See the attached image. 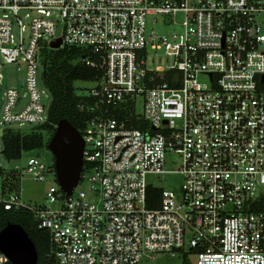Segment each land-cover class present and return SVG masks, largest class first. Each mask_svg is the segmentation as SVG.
Segmentation results:
<instances>
[{
    "label": "built area",
    "instance_id": "2783aa9c",
    "mask_svg": "<svg viewBox=\"0 0 264 264\" xmlns=\"http://www.w3.org/2000/svg\"><path fill=\"white\" fill-rule=\"evenodd\" d=\"M159 19L179 30L159 35ZM59 38L101 71L83 94L95 104L82 176L68 194L35 156L26 172L55 178L46 202L14 193L5 208L35 213L60 264L161 253L264 264V0H0V85L5 64L24 61L28 97L18 109L19 91H4L2 124L48 122L41 54ZM161 50L172 63H157ZM172 155L180 164L167 169ZM168 173L181 176L179 193L147 182ZM150 188L161 190L155 207ZM0 264H12L1 251Z\"/></svg>",
    "mask_w": 264,
    "mask_h": 264
},
{
    "label": "trees",
    "instance_id": "16d2710c",
    "mask_svg": "<svg viewBox=\"0 0 264 264\" xmlns=\"http://www.w3.org/2000/svg\"><path fill=\"white\" fill-rule=\"evenodd\" d=\"M86 55L85 49L67 44L57 49L51 47L43 49L42 79L52 95L48 122L36 125L28 131L5 129L2 135L3 153L8 160L20 159L26 152L47 147L57 124L62 119L69 120L81 133L84 132L94 113L92 106L95 104V98L78 94L74 82L91 81L101 76V71L86 63L84 59ZM21 174L17 169L7 170L0 165V179H3L0 200L14 194ZM160 193V189H149L150 207L158 205ZM9 222L18 223L27 231L37 248L38 264H60L55 257L49 232L39 228V220L32 210L24 206L6 209L4 203L0 202V230ZM190 254H184L182 264H193L189 258Z\"/></svg>",
    "mask_w": 264,
    "mask_h": 264
},
{
    "label": "rangeland",
    "instance_id": "374dc122",
    "mask_svg": "<svg viewBox=\"0 0 264 264\" xmlns=\"http://www.w3.org/2000/svg\"><path fill=\"white\" fill-rule=\"evenodd\" d=\"M150 26L154 27V31L159 35H170L174 31L179 30L173 24H166L160 19L156 22L150 21ZM17 31V30H16ZM57 34H61V27L58 28ZM156 56V54H154ZM155 60L159 64H170L172 63V58L164 54L161 50L160 54L155 57ZM2 74L4 76L3 82L0 85V110L4 103V91L7 88H15L19 91L20 97L22 99L18 106V109L22 108L28 100L27 88H26V63L21 61L20 64H5L2 69ZM76 92L78 94H88L90 89L94 86L93 82L77 80L74 82ZM40 88L45 93H43V103L47 108H50L52 102V95L48 88L40 82ZM141 110V106L138 107ZM36 125L31 123H12V124H2L0 115V165L7 170L17 169L21 174L17 188L13 191L19 194V203L28 204L31 206H39L46 202L45 195L50 184L55 181L53 175H49L45 181L36 180L31 174L27 173L25 167L28 161L38 156L46 164H54V156L48 147H44L37 151H30L23 154L20 159L8 160L3 153V140L2 135L4 130L7 128L21 129L22 131H28ZM180 164V159L176 155H172L168 158L167 169L176 168ZM147 182L155 185L162 186L167 190H175L177 193L181 191L182 178L178 174L168 173L165 175L149 174L147 175ZM3 179H0V189ZM82 185L81 187H85ZM189 258L193 263L196 264V258L194 255H190ZM184 259V254L177 253L176 256H171L167 253L157 254L154 260L144 257L142 264H182Z\"/></svg>",
    "mask_w": 264,
    "mask_h": 264
},
{
    "label": "water",
    "instance_id": "95a60500",
    "mask_svg": "<svg viewBox=\"0 0 264 264\" xmlns=\"http://www.w3.org/2000/svg\"><path fill=\"white\" fill-rule=\"evenodd\" d=\"M51 47H62V39L53 41ZM47 147L54 156L58 183L65 192L71 194L82 176L85 148L82 133L69 120L62 119ZM0 251L9 257L12 264H38L37 248L24 227L18 223L9 222L0 230Z\"/></svg>",
    "mask_w": 264,
    "mask_h": 264
}]
</instances>
